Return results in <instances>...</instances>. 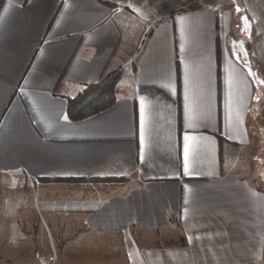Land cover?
<instances>
[{
    "label": "crops",
    "instance_id": "obj_1",
    "mask_svg": "<svg viewBox=\"0 0 264 264\" xmlns=\"http://www.w3.org/2000/svg\"><path fill=\"white\" fill-rule=\"evenodd\" d=\"M241 1L253 32L227 0H0V177L130 264H264V186L233 154L264 120V0ZM120 66L115 104L70 120L67 98Z\"/></svg>",
    "mask_w": 264,
    "mask_h": 264
},
{
    "label": "rangeland",
    "instance_id": "obj_2",
    "mask_svg": "<svg viewBox=\"0 0 264 264\" xmlns=\"http://www.w3.org/2000/svg\"><path fill=\"white\" fill-rule=\"evenodd\" d=\"M227 2L235 4L239 9L234 15L233 34H242L244 31L246 33L251 22L249 19L247 22L243 19L247 17V12L242 1L227 0ZM251 28L252 26L250 30L253 32ZM150 30L151 25L145 22L132 24L128 33L125 30V47L128 48L131 57L141 51ZM253 58L264 65V56ZM260 64L258 71L263 68H260ZM126 67L129 70L128 64ZM249 67L256 69L255 62L250 59ZM120 68L124 73L126 68L124 66ZM257 132L259 138H255L249 148L233 154L236 162L249 167L246 175L251 178L254 175L255 181L264 186V175L260 177L256 173L264 170V120H259ZM225 159H228L227 154ZM20 179L0 177V264H9L10 261L5 262V258L11 254L21 256L22 263L26 262L24 264H130L127 255L123 254L125 249H117V242H114L110 235L75 233L72 226L66 231L63 227L47 226L44 223L47 219L33 210L35 205L31 207L25 201V196L31 194L33 187L27 186ZM33 254L36 260L31 261L28 257ZM42 255L45 257L44 263L41 259Z\"/></svg>",
    "mask_w": 264,
    "mask_h": 264
},
{
    "label": "trees",
    "instance_id": "obj_3",
    "mask_svg": "<svg viewBox=\"0 0 264 264\" xmlns=\"http://www.w3.org/2000/svg\"><path fill=\"white\" fill-rule=\"evenodd\" d=\"M183 10L186 8L175 10L168 17H174ZM238 10L236 6L235 14ZM122 75L121 68L106 70L97 81L87 84L76 95L68 97V118L73 121L81 120L113 106L117 100L118 84Z\"/></svg>",
    "mask_w": 264,
    "mask_h": 264
},
{
    "label": "snow or ice",
    "instance_id": "obj_4",
    "mask_svg": "<svg viewBox=\"0 0 264 264\" xmlns=\"http://www.w3.org/2000/svg\"><path fill=\"white\" fill-rule=\"evenodd\" d=\"M243 19L245 20V22H247L248 21V18L247 17H243ZM250 27H251V25L249 24V30H250ZM240 57L239 56H237V59H239ZM249 71H251V70H249ZM260 83H264V81H261ZM257 99H259V97L257 98ZM187 137H185V140L187 141ZM187 155H188V147H187V143L185 144V162H186V170H187Z\"/></svg>",
    "mask_w": 264,
    "mask_h": 264
},
{
    "label": "built area",
    "instance_id": "obj_5",
    "mask_svg": "<svg viewBox=\"0 0 264 264\" xmlns=\"http://www.w3.org/2000/svg\"><path fill=\"white\" fill-rule=\"evenodd\" d=\"M41 259L43 260V263L45 262V257L42 255Z\"/></svg>",
    "mask_w": 264,
    "mask_h": 264
}]
</instances>
